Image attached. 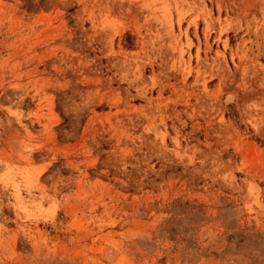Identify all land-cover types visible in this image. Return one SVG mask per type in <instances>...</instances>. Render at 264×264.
I'll list each match as a JSON object with an SVG mask.
<instances>
[{"label":"rangeland","instance_id":"374dc122","mask_svg":"<svg viewBox=\"0 0 264 264\" xmlns=\"http://www.w3.org/2000/svg\"><path fill=\"white\" fill-rule=\"evenodd\" d=\"M0 264H264V0H0Z\"/></svg>","mask_w":264,"mask_h":264}]
</instances>
